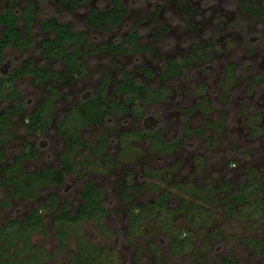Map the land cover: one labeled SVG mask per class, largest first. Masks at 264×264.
Returning <instances> with one entry per match:
<instances>
[{"label": "rangeland", "instance_id": "1", "mask_svg": "<svg viewBox=\"0 0 264 264\" xmlns=\"http://www.w3.org/2000/svg\"><path fill=\"white\" fill-rule=\"evenodd\" d=\"M239 1L0 0V264H264V0Z\"/></svg>", "mask_w": 264, "mask_h": 264}, {"label": "trees", "instance_id": "2", "mask_svg": "<svg viewBox=\"0 0 264 264\" xmlns=\"http://www.w3.org/2000/svg\"><path fill=\"white\" fill-rule=\"evenodd\" d=\"M241 8L247 12H249L250 14H257L260 13L263 9V4L261 0H240L239 1ZM110 9V7H106V8H102L99 9L97 11L98 16H102V14H105L108 10ZM19 13L13 9L12 7H6L4 9H2L0 11V22L3 24V30L2 33L0 35V85L8 82V80H10L11 76H16L17 74H19L20 72L23 71V65H18L13 69H6L7 67L4 68V70H2V63H3V50L5 48V46L8 44L9 39L11 38H15L17 36V34H19L17 28H16V21L18 19ZM52 19L54 21H56V17H52ZM66 35L68 34H72V31L70 29H67L64 31ZM137 30L134 31V33H136ZM58 35V34H57ZM57 35L55 40L51 41V47L52 48H56L60 45L59 41L57 40ZM18 39V38H17ZM58 41V42H57ZM60 56H64V53H62ZM41 67V66H39ZM83 98L91 103L97 106V108L99 109V111L102 114H107V110L105 108V106L103 105L100 97L96 94H84ZM15 99L17 101L18 104H21V94L19 92H17ZM29 117L31 119H33V121H31L30 123L28 122L29 125H31L34 128H38L39 127V123L38 121L35 120V115L34 114H30ZM148 120H151L152 122L146 126L145 130H142L143 134L145 136H148L150 134L153 133H159V128L160 125L158 124V119L153 115H149L147 116ZM71 141H75L73 138H69ZM179 139V138H177ZM174 140L172 142H180V140ZM175 142V143H176ZM70 171V164L69 163H59L58 165L53 167V177L57 182H60L64 179L65 175L67 173H69ZM11 225H13L14 223H10ZM27 225V224H24ZM25 227V226H22ZM21 227V228H22ZM20 228V227H19ZM6 226L4 225H0V242L2 243V245H0V254L1 255H5L6 252H8L7 249V245L6 244V240L8 239V235L4 234L3 231L5 232L6 230ZM18 229V228H17ZM21 230V229H20ZM23 230V228H22ZM57 231H59V235L63 236V231H61V228H58ZM23 232V231H22ZM20 231V234L22 233ZM61 233V234H60ZM3 234V235H1ZM63 234V235H62ZM60 236V237H61ZM92 249L96 250V246L94 244H90L89 245ZM84 252H86V248L83 246H79V250L76 252L75 259L76 261H78L79 263H81V259H82V255L84 254Z\"/></svg>", "mask_w": 264, "mask_h": 264}]
</instances>
